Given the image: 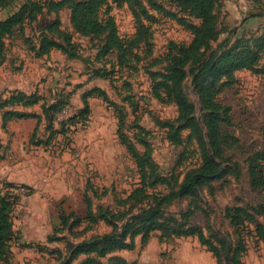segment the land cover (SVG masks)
<instances>
[{"label":"rangeland","instance_id":"1","mask_svg":"<svg viewBox=\"0 0 264 264\" xmlns=\"http://www.w3.org/2000/svg\"><path fill=\"white\" fill-rule=\"evenodd\" d=\"M158 1L179 11L169 0ZM22 2L24 0H13L8 6H0V18H5ZM216 10L221 32L214 49H221L225 39H229L230 45L238 40L254 45V39L264 33V0H217ZM152 12L156 15L150 28L152 53L140 62L134 61V66L120 69L115 64L116 53L99 54L102 40L76 31L69 8L58 12L45 8L36 20L25 21L5 38L4 55L0 56V188L6 192L8 182L15 184L12 190L18 201L13 215L15 224L19 225L21 220V240L39 245L49 242L46 236L53 233L54 221L61 212L75 210L84 214L85 191L91 196L95 210L100 206L119 210L123 208L120 198L141 185L136 161L117 132L119 109L115 104L98 95L90 96L89 114L84 118L80 116L66 132L59 131L61 121L85 106L84 94L93 87L103 88L110 99L125 110V131L142 151L145 144L141 140L150 142L157 172L169 177V183L148 186L149 196L145 201H154L156 195L167 196L176 190L185 173L200 162L196 152L190 151L196 144L188 129L183 132V144L167 138L161 122L174 119L177 107L155 96L148 73L157 65L152 63L153 56H164L172 42H188L192 35L174 19L165 18L155 10ZM111 13L123 35L135 31V19L126 3H114ZM56 18L61 19L64 30L72 33L78 56L60 49L39 53L45 34L58 37L46 28ZM262 65L264 57L260 61ZM195 79L196 74L189 71L186 89L195 103L197 116L203 121L205 111ZM218 87L217 99L231 108V119L224 128L237 137L230 150L236 157L243 158L264 149V73L239 69L233 77L223 78ZM21 90L37 94L40 101L27 107L2 104L12 92ZM57 102L62 108L55 112V118L53 109L45 117L42 104L49 106ZM10 109L40 114L36 138L49 142L36 144L33 141L37 118H4V112ZM49 124L53 125L52 129H47ZM239 196L255 202L264 200V192L250 186L246 171L239 177L233 176L230 186L215 193L204 188L196 200L200 210L191 222L205 226L208 235L230 234L224 209ZM192 200L189 196L173 197L164 202V210L179 215L193 207ZM110 229L109 224L101 222L81 236L62 231L64 239L49 242L45 256L49 257L50 264H58L81 238ZM244 232L247 246L242 256L244 264H264L263 240L251 224L244 227ZM54 249H61L62 255L52 251ZM109 256H123L134 264H216L213 253L197 237L165 238L158 230L147 240L138 235L134 248L120 249Z\"/></svg>","mask_w":264,"mask_h":264},{"label":"trees","instance_id":"2","mask_svg":"<svg viewBox=\"0 0 264 264\" xmlns=\"http://www.w3.org/2000/svg\"><path fill=\"white\" fill-rule=\"evenodd\" d=\"M12 1L0 0V6H8ZM169 1L179 11L168 8L158 0H24L5 18H0V56L3 57L5 38L13 33L17 26H23L25 21L36 20L38 13L43 12L45 8L56 12L69 8L76 31L102 40L99 54L116 53L115 64L119 69L134 66L132 64L134 61L140 62L152 53L150 28L153 23L151 20L156 18L152 10L165 18L174 19L192 35L188 42H172L164 56H153L152 63L155 62L157 65L150 68L148 73L155 96L163 101L172 102L177 107L174 119L161 122L167 138L173 143L183 144L185 142L183 132L188 129L189 136L196 144L190 151L196 152L200 162L185 173L176 190L167 196L156 195L154 201H145L149 196L146 192L148 186L169 183V177L157 172L150 142L141 140L145 144V150L142 151L125 131V110L111 100L103 88L96 86L88 90L84 94L85 106L67 120L61 121L59 131L66 132L80 116L84 118L89 114L90 96L98 95L105 101L115 104L119 109L117 132L136 161L141 185L134 188L128 196L120 198L119 204L123 208L119 210L103 206L95 210L91 196L85 191L84 214L75 210L61 212L54 221L53 233L47 236L49 242L64 239V235L60 233L65 230L75 236H81L101 222L109 224L111 229L84 236L58 264H134L123 256L109 254L120 249H132L138 235L147 240L157 230L165 238L197 237L200 243L213 253L216 264H244L242 256L247 248L244 227L248 224L254 226L264 242V200L255 202L239 196L236 202L227 204L223 216L230 228V234L208 235L205 226L191 222L192 217L200 210L196 200L204 188L215 193L230 186L232 177H239L245 171L248 173L250 186L254 190L264 192V149L253 151L243 158L236 157L234 151L230 149L232 143L237 141V137L224 128L231 119V108L216 97L220 89L219 82L223 78L233 77L236 70L250 69L256 73H264V65L260 66V61L264 57V33L254 39V45L241 43L240 40L230 45L229 39H225L221 49H214V43L221 32L218 27L217 0ZM121 2L131 8L135 19V31L131 35H123L120 32L116 18L111 13L114 3ZM61 24V19L56 18L46 25L48 31L56 33L58 37L45 34L40 42V54L60 49L71 56L79 55L72 33L64 30ZM189 71L196 74L195 84L205 111L203 121L197 116L195 103L186 89ZM39 101L40 97L37 94L21 90L12 92L2 104H20L27 107ZM132 103L134 104V101ZM42 108L45 117L53 109L55 118V112L60 111L62 104L57 102L48 106L43 103ZM13 117L37 118L33 141L36 144L49 142L36 138L42 117L40 114L25 109H10L4 112V118ZM52 126L47 125V129H52ZM138 127L145 129L141 125ZM14 185L8 182L6 192L0 188V264H11L13 256L12 244L16 234L13 214L18 201L12 190ZM176 196L192 197L193 207L179 215L166 213L164 202ZM52 251H57L60 255L63 253L61 249ZM81 256L83 257L77 261Z\"/></svg>","mask_w":264,"mask_h":264},{"label":"crops","instance_id":"3","mask_svg":"<svg viewBox=\"0 0 264 264\" xmlns=\"http://www.w3.org/2000/svg\"><path fill=\"white\" fill-rule=\"evenodd\" d=\"M14 229L16 239L12 244L11 264H50L49 257L45 256V250L48 249L46 245H49V242H40L42 246L21 240V220L19 225L14 223Z\"/></svg>","mask_w":264,"mask_h":264},{"label":"built area","instance_id":"4","mask_svg":"<svg viewBox=\"0 0 264 264\" xmlns=\"http://www.w3.org/2000/svg\"><path fill=\"white\" fill-rule=\"evenodd\" d=\"M21 189V188H20Z\"/></svg>","mask_w":264,"mask_h":264}]
</instances>
